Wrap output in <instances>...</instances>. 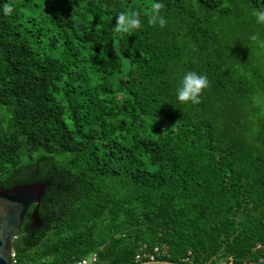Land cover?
<instances>
[{
	"label": "trees",
	"instance_id": "16d2710c",
	"mask_svg": "<svg viewBox=\"0 0 264 264\" xmlns=\"http://www.w3.org/2000/svg\"><path fill=\"white\" fill-rule=\"evenodd\" d=\"M257 11L264 0H0V183L50 182L43 227L32 206L13 243L20 264H137L156 248L172 264L264 259ZM120 13L140 28L117 30ZM188 71L209 81L198 104L176 99Z\"/></svg>",
	"mask_w": 264,
	"mask_h": 264
},
{
	"label": "water",
	"instance_id": "95a60500",
	"mask_svg": "<svg viewBox=\"0 0 264 264\" xmlns=\"http://www.w3.org/2000/svg\"><path fill=\"white\" fill-rule=\"evenodd\" d=\"M50 182H35L26 186L7 189L0 183V264H12L13 239L19 233L27 211L36 206L31 216L32 230H39L44 223L39 209ZM141 264H172L149 262ZM209 264V263H208ZM241 264H264V259Z\"/></svg>",
	"mask_w": 264,
	"mask_h": 264
},
{
	"label": "clouds",
	"instance_id": "9594fccd",
	"mask_svg": "<svg viewBox=\"0 0 264 264\" xmlns=\"http://www.w3.org/2000/svg\"><path fill=\"white\" fill-rule=\"evenodd\" d=\"M163 4L160 2H154L151 6L152 11L149 16V24L155 26L157 23L160 27H164L167 23L166 19L160 15V9L163 8ZM3 14L11 15L14 12V7L11 3H5L2 8ZM138 13H134L129 17L125 13H120L117 19V30L125 33L133 32L139 29L141 22L136 18ZM257 23H264V11L255 12ZM253 40L256 36L252 37ZM209 86V81L206 75L197 73L195 71H188L183 74L176 87V99L182 104L200 103V98L203 91Z\"/></svg>",
	"mask_w": 264,
	"mask_h": 264
},
{
	"label": "built area",
	"instance_id": "2783aa9c",
	"mask_svg": "<svg viewBox=\"0 0 264 264\" xmlns=\"http://www.w3.org/2000/svg\"><path fill=\"white\" fill-rule=\"evenodd\" d=\"M16 239V236L13 239V243ZM159 252V249L156 248L154 252H142L139 253L136 257V260L138 261L137 264L141 263H149V262H157L156 261V255ZM11 258H12V264H20L18 255L14 247L12 248V253H11ZM143 258H149V262H141ZM74 264H98V255L97 254H92L90 257L84 258Z\"/></svg>",
	"mask_w": 264,
	"mask_h": 264
}]
</instances>
